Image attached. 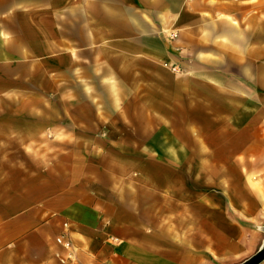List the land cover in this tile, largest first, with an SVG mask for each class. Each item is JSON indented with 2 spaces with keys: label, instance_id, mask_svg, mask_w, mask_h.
Returning a JSON list of instances; mask_svg holds the SVG:
<instances>
[{
  "label": "crops",
  "instance_id": "crops-1",
  "mask_svg": "<svg viewBox=\"0 0 264 264\" xmlns=\"http://www.w3.org/2000/svg\"><path fill=\"white\" fill-rule=\"evenodd\" d=\"M131 103L184 139L151 151L182 179L128 158L145 147L114 144ZM210 130L238 144L225 165H194L190 155L212 153ZM262 158L264 0H0V264L237 263L261 216L242 209L226 227L220 210L236 196L264 206V174L249 175ZM210 170L246 171L244 195L220 177L229 196L193 199L192 173L208 189ZM193 202L207 208L195 229Z\"/></svg>",
  "mask_w": 264,
  "mask_h": 264
},
{
  "label": "rangeland",
  "instance_id": "rangeland-1",
  "mask_svg": "<svg viewBox=\"0 0 264 264\" xmlns=\"http://www.w3.org/2000/svg\"><path fill=\"white\" fill-rule=\"evenodd\" d=\"M72 98V97H71ZM122 111V109H120ZM126 110V115L128 117V120L130 121V123H117L115 125H113L114 127L118 128L117 131H122L124 133V139L123 140H114V144H122L124 145V147H128L129 149H137V148H141L142 146L145 147L146 149H148L149 151H146L148 152V154L146 155H130L128 158L130 160H132L134 163H144L146 165V167L151 171L154 169V165L153 163H161V164H164L167 166V168H165L164 170H161L162 171V174L163 175H166V177L169 178V175L170 177L171 176H176V178H178V180L182 179L184 176H183V173H182V176L183 177H180L179 176V173H175V172H172L169 170L168 168V165L167 164H170V160H169V157L168 156H157V155H152L151 154V151L156 150L158 151V149H167L169 147L172 148V144L171 143H174L176 144V146H178V148H181L183 149L185 147L184 145V139L182 141H176V142H171L170 140L167 139L168 135H169V132H168V125H159V124H155L151 121V119H149V115L148 113L146 112L147 109H142V108H137L136 107V103H131L130 106L128 105V107L125 109L124 108V112ZM49 115H51V112L49 113ZM143 116V117H141ZM132 117V118H131ZM133 122H131V120ZM52 129H56V123L55 124H51ZM65 130L66 132H71L73 130V127L76 126V125H73L72 123H65ZM177 127V131L178 133H180V130L179 129H183V132H184V124H174V127ZM80 127H82V132L85 131V132H90L91 135H92V132L95 130V125H80ZM212 127L215 128V125H210V128L212 129ZM214 131V130H213ZM96 132H97V126H96ZM181 133L180 135L181 136H184V133ZM51 134V133H50ZM215 132H211V130L208 132V136L209 139L208 140H205V143L207 144L208 147H210V149L212 148V153L211 155H209L208 157L204 156V157H201V156H198V155H190L188 157V161L189 162H192L194 165L196 164H199L201 163L202 161V158H205V160L208 158V163L210 165V168L212 166H214L215 164L219 163V164H223L225 165L224 163H228L230 158L229 156L227 155H224L222 150L225 151V150H230L232 149L231 147H233L234 144H238V141H234L232 139H217L215 138L216 135H214ZM240 143H242L243 141H239ZM46 143V141H45ZM51 143H54V142H51L49 141V146H51ZM114 144L110 145L112 147H116ZM192 145H193V148H196V147H199L198 146V143L196 144V142L192 141ZM214 149V150H213ZM216 149H218L220 151V154H217V153H214L213 154V151H217ZM136 153V152H135ZM119 158V157H117ZM181 159L182 162L184 163V159H185V156L184 154L181 155V156H178L177 157V160ZM241 161H243V157H240ZM255 159V158H254ZM253 159V160H254ZM261 162L263 163L264 162V158H262V161H258V164H261ZM174 163V162H171V164ZM257 163V162H256ZM212 165V166H211ZM156 167V165H155ZM246 171H237V170H222V171H216V170H210L208 172V178H209V183H210V187L208 189L206 188H201L200 186V178H201V175L203 174L204 176L205 173H202L201 172H193L192 173V189L187 187V191L188 190H192V195H193V199H195V197L197 196H200L202 192H206L207 190H209L210 192V195L213 194V195H219L218 193H216V191L218 192H221V191H226L227 195L229 196V191H230V194L232 193V189H225L224 188H219L217 189L214 185L217 183V180L220 178V177H223L224 179L226 180H230V184L232 181L235 182V192H237L236 195H238V193H240V196L241 195H244L243 193V179H244V175H246ZM264 174V172H251L249 173L250 176H253L252 178L255 179L256 175L257 174ZM167 178V179H168ZM205 178V177H203ZM207 178V179H208ZM264 181V178L262 180V182ZM264 183V182H263ZM260 185H263L262 183H260ZM259 188L255 189V193H259ZM188 193V192H187ZM243 193V194H242ZM230 198H231V195H230ZM148 199H152L151 196L148 197ZM236 199L237 201L236 202H232V199H231V203H226L224 204L223 206L225 207V209H221L220 211H224V218L225 220H222V219H219V223L221 226H224L226 225L227 227V224H231V219L229 217H231V215L235 212H239V211H242V209H246L247 212H256L257 216H261L260 220L258 221V224L254 227L255 228V231H256V236L258 238H256L255 236V239H256V245H254L252 242H251V245L248 246V239L250 238H253V236L251 235V232H250V237H245V236H240L239 237V243L238 245L241 247V257L239 258V261L237 263H234V264H248L250 262H253V261H257L256 264H264V206L261 205L260 202H258V199L256 198V202L253 203L251 202L250 204L249 203H240L238 204L237 202H239V198L238 196H236ZM216 205L217 204H210L208 205V210H209V217H210V221H209V229L212 227V224L215 223L216 224V220H217V214H216ZM147 206V205H146ZM148 206H152V204L148 205ZM222 206V205H221ZM206 207L205 209L202 207V204H200V202L198 203H195L193 202L192 204V210H193V214H192V221H191V224H192V227H194V229L196 227H200L201 225V216L203 215L202 212L205 214L207 213L206 212ZM214 217V218H213ZM219 217H222V215H219ZM182 221V222H181ZM181 221L179 220L178 221V225H184V223L186 222V224H188L190 221L189 220H182ZM243 228V226H242ZM248 228V227H246ZM239 232H243V230L241 229H238ZM236 230V232H238ZM250 231V230H249ZM251 231H253V229H251ZM248 232V231H247ZM243 235H244V232H243ZM216 236H210V240L212 239H216L214 238ZM246 240V241H245ZM211 242V241H210ZM248 247H251L250 249L246 250V248ZM244 250V252L242 251Z\"/></svg>",
  "mask_w": 264,
  "mask_h": 264
},
{
  "label": "water",
  "instance_id": "water-1",
  "mask_svg": "<svg viewBox=\"0 0 264 264\" xmlns=\"http://www.w3.org/2000/svg\"><path fill=\"white\" fill-rule=\"evenodd\" d=\"M256 263H257V261L255 260V261L250 262V263H248V264H256Z\"/></svg>",
  "mask_w": 264,
  "mask_h": 264
},
{
  "label": "built area",
  "instance_id": "built-area-1",
  "mask_svg": "<svg viewBox=\"0 0 264 264\" xmlns=\"http://www.w3.org/2000/svg\"><path fill=\"white\" fill-rule=\"evenodd\" d=\"M58 241L60 242V239H58Z\"/></svg>",
  "mask_w": 264,
  "mask_h": 264
}]
</instances>
